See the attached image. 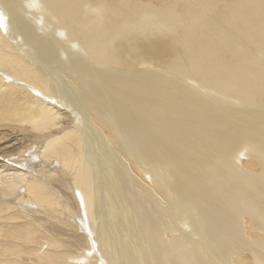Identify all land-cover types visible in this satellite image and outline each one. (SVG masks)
<instances>
[{
	"label": "bare ground",
	"instance_id": "obj_1",
	"mask_svg": "<svg viewBox=\"0 0 264 264\" xmlns=\"http://www.w3.org/2000/svg\"><path fill=\"white\" fill-rule=\"evenodd\" d=\"M0 264H264V0H0Z\"/></svg>",
	"mask_w": 264,
	"mask_h": 264
},
{
	"label": "rangeland",
	"instance_id": "obj_2",
	"mask_svg": "<svg viewBox=\"0 0 264 264\" xmlns=\"http://www.w3.org/2000/svg\"><path fill=\"white\" fill-rule=\"evenodd\" d=\"M244 160H246V159H244ZM245 164V163H244ZM242 165H243V163H242ZM104 257V256H103ZM233 259V258H232Z\"/></svg>",
	"mask_w": 264,
	"mask_h": 264
}]
</instances>
